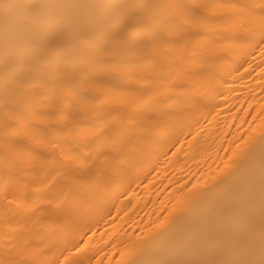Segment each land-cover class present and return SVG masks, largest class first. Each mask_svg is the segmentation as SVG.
I'll use <instances>...</instances> for the list:
<instances>
[{
    "label": "bare ground",
    "instance_id": "obj_1",
    "mask_svg": "<svg viewBox=\"0 0 264 264\" xmlns=\"http://www.w3.org/2000/svg\"><path fill=\"white\" fill-rule=\"evenodd\" d=\"M0 264H264V0H0Z\"/></svg>",
    "mask_w": 264,
    "mask_h": 264
}]
</instances>
